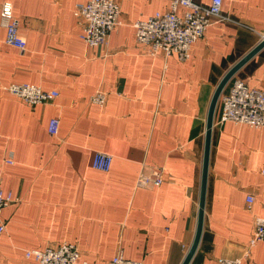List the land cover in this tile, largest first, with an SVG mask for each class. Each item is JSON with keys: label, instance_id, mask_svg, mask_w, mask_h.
I'll list each match as a JSON object with an SVG mask.
<instances>
[{"label": "crops", "instance_id": "crops-1", "mask_svg": "<svg viewBox=\"0 0 264 264\" xmlns=\"http://www.w3.org/2000/svg\"><path fill=\"white\" fill-rule=\"evenodd\" d=\"M88 1L0 0V13L13 5L27 43L24 52L6 44L0 18V179L14 198L2 214L0 264H36L27 251L63 243L78 247L80 264H109L118 253L184 264L198 229L211 102L263 41L264 0H224L230 20L211 25L187 61L147 55L136 41L133 24L166 11L170 0H119L124 24L100 47L80 39L74 10ZM235 78L264 88V47L223 93ZM22 84L59 96L29 105L7 90ZM97 91L106 93L104 106L92 103ZM221 113L219 99L203 228L188 264H264V242L249 246L255 217H264V128L222 123ZM52 119L60 121L57 136ZM97 153L112 156L108 171L94 167ZM152 167L164 168L167 180L138 188Z\"/></svg>", "mask_w": 264, "mask_h": 264}, {"label": "built area", "instance_id": "built-area-1", "mask_svg": "<svg viewBox=\"0 0 264 264\" xmlns=\"http://www.w3.org/2000/svg\"><path fill=\"white\" fill-rule=\"evenodd\" d=\"M223 2L224 0H212L210 6H204L195 0H170L166 11L157 12L150 18L133 24L136 41L147 55H175L179 60L187 61L191 58L192 46L204 37L211 25L230 20L222 13ZM74 15L81 29L80 39L90 47L107 45L111 34L124 24L119 0H90L87 3H78ZM0 18L2 26L6 29V44L24 52L27 43L20 35L19 21L14 16L11 3L1 5ZM7 90L29 105L50 103L59 96L57 91H46L30 84L11 85ZM220 99L222 123L232 122L253 129L264 128V88H251L243 80L235 78L228 92L222 93ZM106 101V93L103 91H97L92 97V103L100 106H104ZM59 129V119H52L48 127L49 133L57 136ZM111 163L112 156L96 154V169L108 171ZM166 180L164 168L152 167L149 174L142 172L139 175L137 186L153 189L161 186ZM13 202L12 195L4 193L0 179V233L5 230L3 211ZM253 204V195H248V209H251ZM260 242H264V217H255L249 246L253 248ZM81 256L78 247L69 243L25 253V257L34 259L36 264H80ZM109 264L143 263L126 259L122 253H118ZM219 264H242V259H221Z\"/></svg>", "mask_w": 264, "mask_h": 264}, {"label": "water", "instance_id": "water-1", "mask_svg": "<svg viewBox=\"0 0 264 264\" xmlns=\"http://www.w3.org/2000/svg\"><path fill=\"white\" fill-rule=\"evenodd\" d=\"M264 47V39L255 47L248 55H246L241 61H239L223 78L217 90L214 94V97L211 102L209 115H208V126H207V136H206V150H205V159H204V169H203V178H202V192H201V202H200V214H199V222L198 229L195 241L192 245V248L189 251V254L184 262V264H188L194 255L197 246L199 244L202 228H203V219H204V205H205V194H206V184L208 177V166H209V154H210V145H211V135H212V127L214 122V114L220 99L221 94L223 93L225 87L230 82V80L235 76V74L242 68L260 49Z\"/></svg>", "mask_w": 264, "mask_h": 264}]
</instances>
